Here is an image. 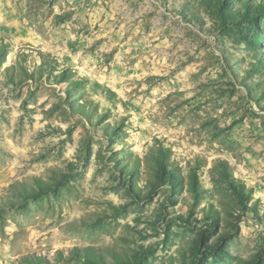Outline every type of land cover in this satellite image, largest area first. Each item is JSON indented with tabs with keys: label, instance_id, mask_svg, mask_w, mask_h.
<instances>
[{
	"label": "rangeland",
	"instance_id": "374dc122",
	"mask_svg": "<svg viewBox=\"0 0 264 264\" xmlns=\"http://www.w3.org/2000/svg\"><path fill=\"white\" fill-rule=\"evenodd\" d=\"M0 209V264H264V0H0Z\"/></svg>",
	"mask_w": 264,
	"mask_h": 264
},
{
	"label": "trees",
	"instance_id": "16d2710c",
	"mask_svg": "<svg viewBox=\"0 0 264 264\" xmlns=\"http://www.w3.org/2000/svg\"><path fill=\"white\" fill-rule=\"evenodd\" d=\"M239 187V189L240 190H242V189H244V187L243 186H238ZM42 193L41 192H39L38 194H37V197H40V195H41ZM2 211H3V209H0V217H1V213H2ZM87 262V264H94L92 261H90V260H86Z\"/></svg>",
	"mask_w": 264,
	"mask_h": 264
}]
</instances>
